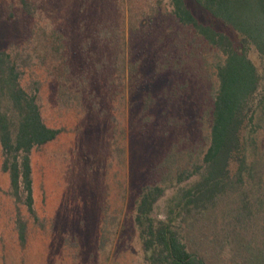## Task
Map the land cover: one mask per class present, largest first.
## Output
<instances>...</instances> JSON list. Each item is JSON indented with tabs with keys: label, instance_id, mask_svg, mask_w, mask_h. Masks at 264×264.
Masks as SVG:
<instances>
[{
	"label": "rangeland",
	"instance_id": "1",
	"mask_svg": "<svg viewBox=\"0 0 264 264\" xmlns=\"http://www.w3.org/2000/svg\"><path fill=\"white\" fill-rule=\"evenodd\" d=\"M186 4L199 21L227 30L196 0ZM38 5L31 17L19 0H0V49L30 51L22 82H41L43 119L62 132L32 151L33 213L24 195L12 193L0 146V264H150L135 220L140 197L153 185L164 187L153 211L163 219L174 195L199 178L179 182L176 168L192 169L208 147L221 53L193 39L169 0ZM170 52L180 60L157 72L168 68ZM248 52L261 89L264 58L253 46ZM171 72L189 81L179 95L166 93ZM149 91L156 104L145 111ZM167 157L175 160L172 181L163 182L156 168ZM236 170L233 164L231 176ZM236 202L235 193L226 195L210 217L182 221L181 238L209 264L242 263L240 256L231 261L230 239L240 245L253 236L264 246V210L237 220ZM235 228H246L242 241L226 237Z\"/></svg>",
	"mask_w": 264,
	"mask_h": 264
},
{
	"label": "trees",
	"instance_id": "2",
	"mask_svg": "<svg viewBox=\"0 0 264 264\" xmlns=\"http://www.w3.org/2000/svg\"><path fill=\"white\" fill-rule=\"evenodd\" d=\"M196 1L227 28L225 31L199 21L186 0H169L175 19L195 34L193 39L201 38L206 46L221 53L216 66L218 89L214 95L209 144L201 161H195L192 169L177 166L175 179L179 182L197 173L200 176L174 195L165 218L153 215L164 187L153 185L140 197L135 220L150 264H209L197 248L189 249L181 238L180 227L184 220L197 223L210 217L226 195L235 193L237 196L234 219H253L264 210V164H260L264 156V82L260 89L263 78L248 52L253 46L264 58V0ZM39 3L40 0H19L21 12L31 17L37 15ZM25 51V47L0 49V146L4 157L2 168L10 176L12 193L16 198L24 195L25 204L33 213L32 151L55 140L62 129L49 126L43 119L39 98L41 82L34 81L30 87L22 82L26 62L31 58L30 51L27 56ZM170 53L165 57L168 68L157 72L173 70L170 64L180 60L179 53ZM134 66L132 73L136 74L138 67ZM171 73L175 81L166 93L179 95L183 92L181 85L189 81ZM155 104L156 98L149 91L143 108L147 111ZM169 157L156 168L163 182L172 181L170 164L175 160ZM233 164L237 165V170L231 176ZM244 230L246 228L238 232L232 229L226 237L242 241ZM21 233L23 237V229ZM228 243L233 263L240 256L241 264H264V246L253 236L240 245H235L232 239L227 240Z\"/></svg>",
	"mask_w": 264,
	"mask_h": 264
}]
</instances>
